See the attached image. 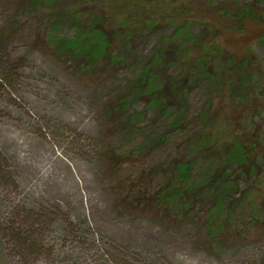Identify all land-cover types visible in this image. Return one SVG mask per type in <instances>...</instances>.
I'll list each match as a JSON object with an SVG mask.
<instances>
[{
  "label": "rangeland",
  "instance_id": "374dc122",
  "mask_svg": "<svg viewBox=\"0 0 264 264\" xmlns=\"http://www.w3.org/2000/svg\"><path fill=\"white\" fill-rule=\"evenodd\" d=\"M57 1L46 15L73 12L74 7L81 11L86 5L95 12L99 8L98 0ZM102 1L118 11L126 3ZM14 11L12 0H0V264H264V142L257 150L263 158L258 176L240 180L241 205L236 211L226 204L234 214L215 241L193 223H171L155 209L145 213L126 202L118 205L116 184L126 173L111 170L107 152L122 150L126 156L148 134L167 135L149 160L170 162L172 155L186 152L185 140L206 128L200 115L213 94L201 82L188 84L193 86L188 110L175 132L171 125L179 112L172 107L163 116L149 111L133 139L110 134L116 125L109 112L113 97L127 93L155 56L176 64L167 50L175 27H143L138 33L143 39L116 41L112 55L122 61L106 58L95 68H84L55 54V45L43 38L47 20L24 16L14 26ZM85 12L59 23L56 38L71 39L84 29L91 20ZM143 19L139 12L132 18L134 23ZM251 50L264 68V45L253 41ZM260 89L264 73L254 84L256 93ZM137 93L131 90L126 97L137 98L134 110H145L147 98ZM219 101H213L211 114ZM222 103L225 112L215 123L220 149L230 143L234 126L226 118L235 107L229 100ZM242 115L241 132L264 135V110L260 117L246 109ZM218 161H199L197 173L214 171ZM207 207L208 199L201 204L202 210Z\"/></svg>",
  "mask_w": 264,
  "mask_h": 264
},
{
  "label": "trees",
  "instance_id": "16d2710c",
  "mask_svg": "<svg viewBox=\"0 0 264 264\" xmlns=\"http://www.w3.org/2000/svg\"><path fill=\"white\" fill-rule=\"evenodd\" d=\"M124 1L121 11L115 6L108 8L98 0L97 12L86 5L81 11L74 7L73 12L60 10L46 15L49 8H55L57 0H12L15 10L12 23L15 26L24 16H38L43 23L47 20L48 25H43L42 29L43 38L48 44L55 45V54L77 60L84 68H95L106 58L112 63L122 61L119 56L112 55L116 41L119 38L123 43L131 38L133 42L137 38L143 39L145 35L138 34L143 27L150 30L166 25L175 27L167 50L176 59V64L155 56L142 69L139 78L130 83V89L138 92L136 96L147 98L145 110H134L137 98L126 97L130 89L113 97L109 112L116 125L110 126V134H124L127 139H133L149 111L163 116L172 107L178 108L179 112L171 125L175 132L188 110L190 89L201 82H205L213 94L200 115L206 119V128L185 140L186 152L178 158L172 155L170 162L149 160L168 138L159 134H148L137 144V151L126 156L122 150L107 152V156L111 170L126 173L116 184L118 205L126 202L133 211L141 208L145 213L155 209L161 213L163 221L171 223H193L201 233H206L209 241H215L225 233V226L229 228L234 214L226 204L235 207L236 211L241 205V199L237 197L240 180L257 178L263 159L257 150L263 146L264 135L243 133L240 126L246 123L242 115L244 109L257 117L264 110V90L257 93L254 90L264 68L251 50L253 41L264 45V0ZM76 6L79 5L76 3ZM82 11L91 17L84 29L71 39L56 38L54 30L59 23L76 20ZM137 12L142 13L144 19L134 23L132 18ZM172 65L176 68L174 71L169 68ZM158 80L160 82L156 84ZM218 99L221 100L218 110L211 114L213 101ZM228 100L235 107L231 106L234 113L226 121L234 128L229 133L230 143L223 144L220 149L219 138L215 137L218 132L215 123L225 112L222 102ZM201 160L210 163L219 160L220 165L212 172L208 169L199 174L196 164ZM207 199L208 207L204 211L201 204L204 205Z\"/></svg>",
  "mask_w": 264,
  "mask_h": 264
}]
</instances>
